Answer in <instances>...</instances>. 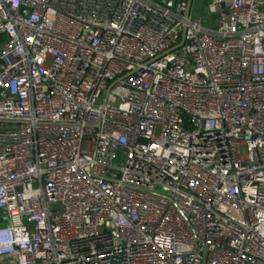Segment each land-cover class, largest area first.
<instances>
[{
	"label": "built area",
	"instance_id": "obj_1",
	"mask_svg": "<svg viewBox=\"0 0 264 264\" xmlns=\"http://www.w3.org/2000/svg\"><path fill=\"white\" fill-rule=\"evenodd\" d=\"M0 264H264V0H0Z\"/></svg>",
	"mask_w": 264,
	"mask_h": 264
},
{
	"label": "water",
	"instance_id": "obj_2",
	"mask_svg": "<svg viewBox=\"0 0 264 264\" xmlns=\"http://www.w3.org/2000/svg\"><path fill=\"white\" fill-rule=\"evenodd\" d=\"M191 1L192 0H188V9L190 8L191 5ZM155 3L160 4V5H164L166 7H172L175 0H154ZM221 7L223 8V5H221ZM214 18H217L216 15L213 16Z\"/></svg>",
	"mask_w": 264,
	"mask_h": 264
},
{
	"label": "rangeland",
	"instance_id": "obj_3",
	"mask_svg": "<svg viewBox=\"0 0 264 264\" xmlns=\"http://www.w3.org/2000/svg\"><path fill=\"white\" fill-rule=\"evenodd\" d=\"M205 9V7H201V10L203 11ZM199 8L194 11L195 15L200 17V18H203L204 16H202V11H201ZM243 154V153H242Z\"/></svg>",
	"mask_w": 264,
	"mask_h": 264
},
{
	"label": "crops",
	"instance_id": "obj_4",
	"mask_svg": "<svg viewBox=\"0 0 264 264\" xmlns=\"http://www.w3.org/2000/svg\"><path fill=\"white\" fill-rule=\"evenodd\" d=\"M195 10H196V8H195ZM202 16H205L204 13L202 14ZM194 17H198V16H196L195 13H194Z\"/></svg>",
	"mask_w": 264,
	"mask_h": 264
}]
</instances>
